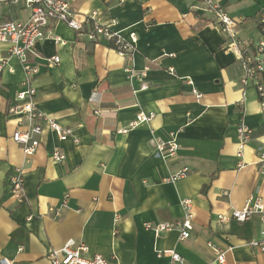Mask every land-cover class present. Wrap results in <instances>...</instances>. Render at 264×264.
I'll return each instance as SVG.
<instances>
[{
  "label": "crops",
  "instance_id": "crops-1",
  "mask_svg": "<svg viewBox=\"0 0 264 264\" xmlns=\"http://www.w3.org/2000/svg\"><path fill=\"white\" fill-rule=\"evenodd\" d=\"M67 2L75 13L95 12L100 23L116 20L114 29L124 38L135 35V50L129 61L112 41L92 42L50 21L46 30L62 44L45 39L34 46L27 59L40 73L31 85L39 110L71 136L60 141L45 129L36 152L26 157L11 140L16 117L8 113L25 76L9 46L0 44V260L49 264V250L74 240L87 247L88 256L110 264H170L156 250H173L186 264H218L210 245L225 252L224 264H264V254L245 244L260 239L264 224L258 216L244 223L217 219L249 198L264 203V118L254 86L240 84V65L211 15L196 8V0ZM220 4L238 23V38L253 45L264 0ZM29 16L21 5L0 8V23ZM53 56L59 63L48 65L45 59ZM139 113L152 119L117 132ZM241 125L251 137L238 154ZM172 133L178 151L163 160L154 144ZM55 150L64 161L51 160ZM18 168L24 172L23 204L10 195L9 177ZM184 168L185 178L169 181ZM65 194L60 215L47 214ZM184 199L191 200L193 215L188 239L180 241L177 231L154 236L144 229L181 219Z\"/></svg>",
  "mask_w": 264,
  "mask_h": 264
},
{
  "label": "built area",
  "instance_id": "built-area-1",
  "mask_svg": "<svg viewBox=\"0 0 264 264\" xmlns=\"http://www.w3.org/2000/svg\"><path fill=\"white\" fill-rule=\"evenodd\" d=\"M103 2L105 0H102ZM197 7L202 12L211 15L212 26L216 27L225 40L227 47L231 48L236 56L242 77L240 84L245 87L251 83L257 93V101L264 118V10L257 16V24L260 37L251 46H245L238 38V23L229 17L220 4V0H196ZM21 5L30 11V16L26 21H4L0 23V44L9 46L8 53L18 60L24 72V82L21 90L16 94L12 106L8 113L16 117V128L11 135L14 144L20 146L26 157L32 156L40 145V138L45 129L53 132L60 141H65L71 136V130L60 126L54 119L43 114L36 105V92L31 85L33 79L40 73L37 66L28 62V55L34 46L45 39H51L56 44H62L58 38H53L46 30L50 21L61 22L78 35L84 34L92 42L100 39L113 42L115 52L131 61L132 53L136 46V37L130 34L128 38L121 35V31H116V20L112 19L108 23H100L95 12L90 14H78L71 10L67 0H0L2 6ZM90 25L89 31L85 32L84 27ZM48 65L58 64L59 57L46 58ZM128 72L132 73L130 69ZM170 74L173 70H170ZM196 99L201 95L193 91ZM97 114V113H96ZM152 119V114L139 113L135 120L126 129L118 130L119 134H126L128 129H132L138 124L146 123ZM238 154H241L242 147L250 140L251 130L241 125L237 128ZM178 151L177 136L175 133L169 135L167 141H157L154 144V154L163 159L171 160L175 158ZM51 160L62 162L65 155L55 150L50 154ZM260 174L264 175V151L259 155ZM188 170L184 168L169 181H176L187 176ZM10 195L17 204H23L26 199L24 188V172L16 169L9 177ZM224 196L228 193L224 192ZM68 195L65 194L63 202L58 208H49L47 214L57 218L61 210L66 208ZM180 205L184 211L181 219L174 223H160L156 225L145 224L144 229L154 236L163 233L177 231L179 240L183 241L190 237L193 230V215L191 212V200H181ZM258 216L264 224V203L261 199L249 198L241 209H229L225 214L218 215L217 219L221 224L235 221L244 223ZM29 216L26 220H31ZM260 239L249 240L245 244L264 254V230L260 234ZM214 254V263H225V252L210 245ZM20 251V250H19ZM158 258L166 257L170 264H186L180 254L173 250H156ZM46 258L49 264H110V261L100 255L88 256V249L84 244H78L74 240H67L62 247L51 249L47 252ZM0 264H12L6 260H0Z\"/></svg>",
  "mask_w": 264,
  "mask_h": 264
}]
</instances>
